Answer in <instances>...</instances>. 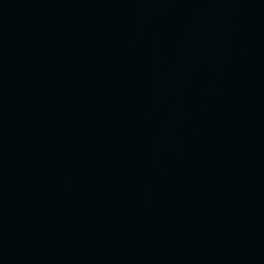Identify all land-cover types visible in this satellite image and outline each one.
I'll list each match as a JSON object with an SVG mask.
<instances>
[{"label": "water", "instance_id": "95a60500", "mask_svg": "<svg viewBox=\"0 0 264 264\" xmlns=\"http://www.w3.org/2000/svg\"><path fill=\"white\" fill-rule=\"evenodd\" d=\"M0 264H264V0H0Z\"/></svg>", "mask_w": 264, "mask_h": 264}]
</instances>
